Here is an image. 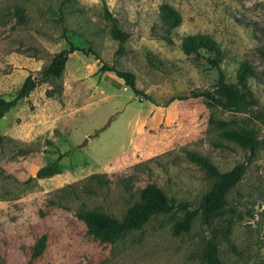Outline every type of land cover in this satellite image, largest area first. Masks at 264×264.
<instances>
[{"label": "rangeland", "instance_id": "rangeland-1", "mask_svg": "<svg viewBox=\"0 0 264 264\" xmlns=\"http://www.w3.org/2000/svg\"><path fill=\"white\" fill-rule=\"evenodd\" d=\"M101 1L0 0L3 98L69 43L98 57L73 51L59 77L41 81L0 118V264H25L43 234L45 248L30 264H202L212 228L221 264H264V56L257 50L264 51V0H104L128 34L120 48ZM161 2L181 15L172 43L160 38ZM193 33L208 34L225 49L227 80H234L238 61L252 68L249 88L239 89L240 109L217 92L214 68L179 49V38ZM101 62L133 73L141 94L101 70ZM195 89L212 98L193 96ZM218 121L251 133L256 144L246 149L219 139ZM182 149L205 155L220 170L245 165L210 224L198 211L187 232L174 234L183 211L173 209L113 243L86 232L78 210L120 220L148 182L198 209L212 180ZM57 154L59 173L35 178ZM93 173L100 181L91 192L83 181ZM226 225L233 250L222 235Z\"/></svg>", "mask_w": 264, "mask_h": 264}, {"label": "trees", "instance_id": "trees-1", "mask_svg": "<svg viewBox=\"0 0 264 264\" xmlns=\"http://www.w3.org/2000/svg\"><path fill=\"white\" fill-rule=\"evenodd\" d=\"M101 7L103 18L109 24V34L118 42V48H120L121 43L127 39L128 34L120 29L116 18L108 10L104 0L101 1ZM157 16L162 29L160 38L167 43H172V32L181 22L180 12L168 2H161L158 5ZM178 47L182 53L190 57L193 61L202 59L211 68H214L217 73V80L214 85L217 92L225 97L228 105L233 109H240L242 107L244 97L239 89L247 90L249 88V80L254 77L252 68L245 61H238L234 71V80L229 81L222 68V64L226 58V51L210 35L202 33L184 34L179 38ZM257 50L264 56V51L261 48H257ZM73 51L91 54L95 59H98L93 51L77 48L69 43L66 48L55 52L48 64L37 75L34 76L28 73L10 99H5L0 96V118L10 111L20 99L26 97L41 81L48 79V77H59L69 54ZM100 68L103 71L113 73L134 95L141 94L136 88L133 73L116 69L103 62H101ZM190 94L193 96L203 95L207 98H212L210 92L206 89H195ZM186 97L182 96L179 99ZM215 128L217 129L219 139L232 142L238 147L252 149L256 144V137L254 135L226 127L224 121H218ZM182 152L188 162L202 167L207 177L212 180L211 186L204 193L198 209H191L186 203L175 202L156 183L148 182L139 189L138 199L126 209L120 220L113 219L99 210L83 208L78 210L75 216L83 222L86 232L100 242L113 243L127 231L140 228L155 214L167 213L173 209H181L183 211V216L173 226L174 234L187 232L191 220L198 211L201 221L205 224H210L211 220L221 212L228 190L241 179L245 165L240 162L228 170H220L205 155L184 149H182ZM60 157L61 154H57L52 162L40 166L35 171L34 177L44 178L59 173L57 161ZM137 165L138 163L132 165L131 168H135ZM99 181V174L93 173L84 179L83 185L87 188V191H91L96 187L95 182L98 184ZM69 187L72 188L73 186L70 185ZM215 231V228L210 230L211 235L202 248L200 254L202 264H221L217 253ZM222 235L228 246L233 250V244L229 238V225L223 228ZM45 245L46 236L43 234L37 238L25 264H30L32 260L37 258L44 250Z\"/></svg>", "mask_w": 264, "mask_h": 264}, {"label": "crops", "instance_id": "crops-1", "mask_svg": "<svg viewBox=\"0 0 264 264\" xmlns=\"http://www.w3.org/2000/svg\"><path fill=\"white\" fill-rule=\"evenodd\" d=\"M125 152H123L122 154H124ZM120 156V155H119ZM119 156H117V157H119ZM116 158V157H115Z\"/></svg>", "mask_w": 264, "mask_h": 264}]
</instances>
